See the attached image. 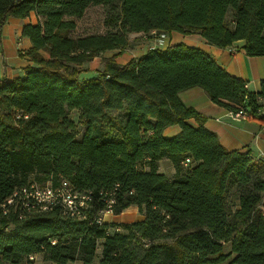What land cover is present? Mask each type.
<instances>
[{
	"label": "trees",
	"instance_id": "obj_1",
	"mask_svg": "<svg viewBox=\"0 0 264 264\" xmlns=\"http://www.w3.org/2000/svg\"><path fill=\"white\" fill-rule=\"evenodd\" d=\"M97 6L104 32L73 36ZM29 14L35 22L21 36L31 65L23 77L0 79V264L36 255L46 264H264V161L226 150L179 98L199 87L217 106L244 108L264 125V79L251 92L181 43L115 62L130 35L154 32L198 33L217 48L243 41L247 56H264V0H0V29ZM107 52L103 70L79 80L80 67ZM171 127L178 132L165 134ZM161 160L172 178L159 171ZM63 182L91 195L81 217L60 205L26 209L14 196ZM130 207L140 219L97 221Z\"/></svg>",
	"mask_w": 264,
	"mask_h": 264
},
{
	"label": "crops",
	"instance_id": "obj_2",
	"mask_svg": "<svg viewBox=\"0 0 264 264\" xmlns=\"http://www.w3.org/2000/svg\"><path fill=\"white\" fill-rule=\"evenodd\" d=\"M29 15L25 19L8 18L2 29H0V42L3 48V57L0 58V79L6 78L9 81L13 78L23 77L25 69L31 65L29 58L25 55L26 51L30 49L31 44L28 39L21 36V28L29 22H35L34 14ZM154 33L158 34L161 32ZM130 36L138 37L141 35L132 34ZM179 43L185 44L187 47L191 46L202 49L228 74L243 81L245 80L249 91L258 92L259 83L264 79V56H247L243 48V41L235 42L227 48H217L208 45L198 33L183 35L172 32L167 34L165 47ZM147 46L146 44L143 51L138 55H133V53L129 55L128 50L130 48L128 47L115 58V62L118 65H123L131 58L141 56L147 49L152 48L151 45ZM19 49L24 53H20ZM179 98L185 106L193 108L205 119V128L217 135L221 146L226 150L250 151L254 159H262L264 161V125L260 121L252 118L241 121L232 120L229 117L230 111L211 102L206 92L199 87L181 91ZM189 123L196 126L193 120H190ZM177 132L178 127H171L166 130L165 134L174 135ZM163 161L158 162L159 171L160 164ZM167 164L169 165V163ZM173 173L174 170L171 174L173 175ZM118 216L114 215L113 217ZM111 221H107V223Z\"/></svg>",
	"mask_w": 264,
	"mask_h": 264
},
{
	"label": "rangeland",
	"instance_id": "obj_3",
	"mask_svg": "<svg viewBox=\"0 0 264 264\" xmlns=\"http://www.w3.org/2000/svg\"><path fill=\"white\" fill-rule=\"evenodd\" d=\"M104 18L103 9L102 7H91L89 8L83 17L79 20H77V28L73 32V36H84L89 34H102L104 32V28L102 26V20ZM155 34V33H154ZM154 34L150 35L151 37L144 38L142 35L138 37L129 36V55L133 53V55H138L143 51V48H145V45L147 44L149 47L152 46L154 41ZM167 35V33H165ZM158 35V34H156ZM167 39V36L166 38ZM148 42V43H145ZM155 43V41H154ZM127 53V54H128ZM113 55L112 52L105 53L102 57H97L96 59L90 61L87 64H84L81 68V73L79 75V80H86L90 78L91 76L97 75V73L101 72L103 70V59H107ZM69 118L77 123L78 132L81 133L83 131V126L78 123V116L76 112H71L69 114ZM80 135V134H79ZM78 135V137H79ZM167 160H164L160 164V171L164 173V176H167L168 178H172L171 172L173 171L172 166H169L167 164ZM188 168L184 167L183 170H187ZM235 207L231 204L230 209L233 210ZM114 215L112 213L101 215V220H103L105 223L107 221H111L112 223H116L118 225L120 224H127L131 223L133 221H136L140 219V215L135 207H130L129 209L122 212L118 217H113ZM115 221V222H114ZM110 222V223H111ZM118 227V226H117ZM119 228V227H118ZM119 231L121 229L119 228ZM230 251V247L228 244L224 245L223 253H228ZM233 256H231L232 258ZM30 264H46L42 257L40 255L33 256V259L30 260Z\"/></svg>",
	"mask_w": 264,
	"mask_h": 264
},
{
	"label": "built area",
	"instance_id": "obj_4",
	"mask_svg": "<svg viewBox=\"0 0 264 264\" xmlns=\"http://www.w3.org/2000/svg\"><path fill=\"white\" fill-rule=\"evenodd\" d=\"M154 34V41L152 48H163L165 47V42L167 39L166 34L161 32ZM19 51H22L19 49ZM3 57V48L0 42V58ZM261 114H264V108H262ZM249 114L246 109L238 108L235 112H229V117L234 121H241L250 119ZM189 160H185L184 166H187ZM17 198L19 196H26L27 208L29 209L31 205L44 206V210L51 209L54 205H60L63 209L65 215L71 217H81L82 209L86 208L88 202L91 201V195L89 193H74L66 182H63L61 186L57 189H52L49 186L37 187L35 185H29L22 189L16 190ZM8 205L15 203V200H7ZM111 213L110 210L101 212V215H106ZM102 218L97 219L98 223H101ZM33 259V256L29 257V261Z\"/></svg>",
	"mask_w": 264,
	"mask_h": 264
},
{
	"label": "bare ground",
	"instance_id": "obj_5",
	"mask_svg": "<svg viewBox=\"0 0 264 264\" xmlns=\"http://www.w3.org/2000/svg\"><path fill=\"white\" fill-rule=\"evenodd\" d=\"M17 195V193H15V195L14 196H16ZM23 197V202H24V205H25V207H27V201H26V196H22ZM33 207V205H31V207L30 208H32ZM43 209H44V206H43Z\"/></svg>",
	"mask_w": 264,
	"mask_h": 264
}]
</instances>
